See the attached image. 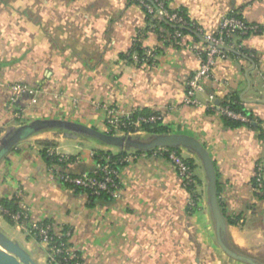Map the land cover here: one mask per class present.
<instances>
[{
	"label": "crops",
	"instance_id": "1",
	"mask_svg": "<svg viewBox=\"0 0 264 264\" xmlns=\"http://www.w3.org/2000/svg\"><path fill=\"white\" fill-rule=\"evenodd\" d=\"M167 4L206 33L215 32L230 13L264 25V0ZM170 34L164 27L152 29L144 9L131 0H0V141L9 129L38 119L101 130L104 107L127 115L142 110L160 115L168 134L193 137L208 151L227 239L235 251L256 260L264 249V199L258 195L264 189V32L233 38L228 56L216 61L199 95L204 105L208 95L217 102L237 96L252 120L236 128L226 127L207 104L182 105L185 83L199 65L185 46L198 47V40L185 36L177 44ZM17 83L31 92L11 103ZM43 142L71 162L49 167L40 154ZM179 150L194 164L199 182L195 211L170 161L54 129L0 156V200L19 196L30 220L68 231L69 247L82 264H244L223 255L207 204L205 173L194 154ZM98 151H125L126 161L116 196L90 205L60 175L92 173ZM258 175L261 189L254 186ZM0 232L36 264H46L44 246L1 215Z\"/></svg>",
	"mask_w": 264,
	"mask_h": 264
},
{
	"label": "built area",
	"instance_id": "2",
	"mask_svg": "<svg viewBox=\"0 0 264 264\" xmlns=\"http://www.w3.org/2000/svg\"><path fill=\"white\" fill-rule=\"evenodd\" d=\"M150 1L155 5V8L142 0L139 1L138 5L151 15L150 20L152 29L158 27V23L153 22V20L160 18L178 27H191L198 35V47L194 44L185 46V49L195 52L199 59V65L185 83L182 105L201 108L207 104V109L217 112L220 116H226L243 123H249L250 121L247 117L234 113L228 109V107L223 106L221 102H217L213 95H208V102L205 105L199 100V95L205 93V84L212 76V70L216 61L228 56L229 42L235 37L258 35L264 32V25L247 23L242 18L230 13L222 17L215 32L206 33L192 20L189 19V21H187L179 13L166 10L163 4L158 0ZM185 36L190 35H183L178 31H174V33L169 35V38L174 43L178 44ZM147 55L153 57V52L149 50L147 51ZM11 89L14 96L11 103L16 102L22 95L31 92L29 87L20 83L13 84ZM170 110H173V108H170ZM104 112V125L109 129L110 133L120 132L131 135L135 132H144L142 128L144 124L153 125L163 121L160 115L133 117V115H127L117 109L107 107H104ZM47 153L49 155L55 154L52 148L47 149ZM150 155L155 158L166 159L172 163L178 178L190 195L188 201L189 209L192 211L198 209L200 196L198 189L200 186L196 179L194 169H192L188 161L180 154V150L175 151L159 147L154 149ZM124 161H126L125 158L120 161L105 159L103 165L96 163L92 174L95 175L98 173L100 178L89 176L88 174H81L78 176L62 174L60 175V180L63 183L92 190L93 195H99L100 192H105L109 197L114 198L119 191V169L117 167ZM261 180L260 175H258L256 180L258 189L262 188ZM15 201L18 206L17 212L10 213L0 205V215L9 217L12 222L20 226L29 237L35 239L44 246L46 250V264H82L81 258L69 247L68 240L70 233L68 231L56 230L50 224L30 220L27 210L20 205L19 196L15 197ZM62 239H64V241H61Z\"/></svg>",
	"mask_w": 264,
	"mask_h": 264
},
{
	"label": "water",
	"instance_id": "3",
	"mask_svg": "<svg viewBox=\"0 0 264 264\" xmlns=\"http://www.w3.org/2000/svg\"><path fill=\"white\" fill-rule=\"evenodd\" d=\"M65 130L95 139L109 147L126 151L147 152L159 147L186 149L199 160L206 178L207 204L214 224L215 237L221 251L234 261L244 264H261L255 259L235 251L227 239V223L221 212L216 193V174L206 148L195 138L181 134L151 135L148 141L103 133L97 129L63 120H34L9 129L0 141V156L10 152L22 140L45 130ZM0 264H36L17 243L0 232Z\"/></svg>",
	"mask_w": 264,
	"mask_h": 264
},
{
	"label": "trees",
	"instance_id": "4",
	"mask_svg": "<svg viewBox=\"0 0 264 264\" xmlns=\"http://www.w3.org/2000/svg\"><path fill=\"white\" fill-rule=\"evenodd\" d=\"M139 1L140 0H131V2L136 3V4H138ZM142 1H144L145 3L150 4L153 8H155V5L153 3H151L150 0H142ZM158 1L163 4V6H164V8L166 10L175 11V12L179 13L180 15H182L187 21H189V18L187 17V15L185 14L184 11L171 10L169 8L168 4H167V0H158ZM145 13H146L147 18L150 20L151 15L148 14L146 11H145ZM153 22L158 23V26H160V27L166 28L168 30V32L171 33V34L174 33V31H178V32L182 33L183 35H190V36L194 37L195 39H198V35L195 33V31L191 27H178V26L169 24L165 20H161L160 18L154 19ZM221 103H222L223 106L228 107V109H230L234 113H237V114H240L242 116H245L250 121L252 120V116L250 115V113L248 111H246L244 109V107L242 105V101L237 96L231 95V96L225 98L224 101H221ZM150 115H152V113H150V112H148L146 110H142V111L134 113L133 117H136V116H150ZM154 115H157V114H154ZM221 117H222V120H223L225 126L229 127V128H236V127L244 124L243 122H241L239 120H235V119H232V118H229V117H226V116H221ZM247 124L249 125L250 123H247ZM142 128H143L145 133L150 134V135L168 134L167 129L165 127L161 126L159 123H156V124H153V125L152 124H144L142 126ZM41 145H42V149H41L40 154H41L42 158L44 159V161L47 163V165L49 167H52L54 165L63 167L67 163L71 162V160H72L71 157L64 158V157H60V156L55 155V154L54 155H49L47 153V149L51 148V146H52L51 143L43 142ZM168 149L169 150H175V151L179 150L177 148H168ZM152 151L153 150H150V151H147V152L135 151L134 153L135 154H151ZM126 153L127 152L122 151L119 154L114 155V154H111L110 152H100V151H98V152L94 153V160H95V162L97 164L103 165L105 159H110L111 161L123 160L125 158ZM186 160L191 165L192 169H194V164L190 160H188V159H186ZM124 164H125L124 162L121 163L119 165V167H117V168L120 169ZM88 175L100 178V175L98 173L95 174V175L92 174V173H88ZM63 184L66 185L68 188H71L75 192L85 195L87 197V200H88L90 205L94 204L95 202L110 201L111 200V197H109L105 192H100L99 195H93L92 194V190L83 189V188H80L78 186H74V185H71V184H68V183H63ZM256 185H257L256 182H254V186H256ZM262 190H263L262 193L261 194L258 193V195H259V197L261 199H264V189H262ZM219 192H220V189H219L218 182L216 180L217 198L219 196ZM218 203H219V206H220V209H221V203L219 202V199H218ZM0 205L4 209L8 210L10 213H15V212L18 211V206H17V203H16V201L14 199H12V200L1 199L0 200ZM221 211H222V209H221ZM4 218L6 219V221L8 223L14 224L9 217H4ZM43 223L44 224H49L47 221H44ZM61 241H64V239H62Z\"/></svg>",
	"mask_w": 264,
	"mask_h": 264
},
{
	"label": "rangeland",
	"instance_id": "5",
	"mask_svg": "<svg viewBox=\"0 0 264 264\" xmlns=\"http://www.w3.org/2000/svg\"><path fill=\"white\" fill-rule=\"evenodd\" d=\"M98 130V129H97ZM99 131H101V132H103V133H106V134H114V135H117V136H124V137H132L133 139H137L138 141H148L149 139H150V136L151 135H149V134H146L145 132H138V133H133V134H131V135H129V134H126V133H120V132H114V133H110L109 132V129L104 125V128H102L101 130H99ZM92 141H94L95 143H99L97 140H95V139H92V138H90ZM184 158V157H183ZM195 172V171H194ZM198 191H199V193L201 194V192H200V188L198 189ZM200 199H201V197L199 196V203H200ZM198 203V204H199ZM200 205V204H199ZM10 229H11V227H10ZM14 230V229H13ZM16 235L19 237V238H23L24 236H23V234L22 233H20V232H16ZM223 253V252H222ZM223 255H225L224 253H223ZM46 256V255H45ZM226 256V255H225ZM224 256V257H225ZM227 257V256H226ZM257 259H256V261L258 262V263H261V264H264V249H262V251L259 253V254H257V257H256ZM226 259H230V258H226ZM230 262L229 263H234L233 261H231V260H229Z\"/></svg>",
	"mask_w": 264,
	"mask_h": 264
}]
</instances>
